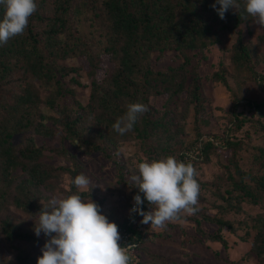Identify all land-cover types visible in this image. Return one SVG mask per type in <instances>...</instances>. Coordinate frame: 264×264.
I'll list each match as a JSON object with an SVG mask.
<instances>
[{"label":"trees","instance_id":"obj_1","mask_svg":"<svg viewBox=\"0 0 264 264\" xmlns=\"http://www.w3.org/2000/svg\"><path fill=\"white\" fill-rule=\"evenodd\" d=\"M36 2L38 8L30 18L24 34L0 46V237L9 244L15 240L34 239L30 232L13 223L6 212L9 206L12 204L33 214H40L43 207L41 194L55 189L54 180L60 175L74 173L69 166H53L48 163L45 160L46 150L67 157L72 164L73 156L66 147V141L79 147H88L92 152H105L104 142L110 137L112 125L126 113L130 103L146 104L148 96L162 93L169 94L174 100L177 93L186 89L187 72H190L191 78V100L201 104V84L197 72H191L189 54L218 42L226 32L241 25L248 15L244 0H236L239 7L229 8L224 19L212 7L216 0ZM3 14L4 8L0 6V18ZM75 21L89 22L88 33L78 27L73 29ZM95 44H102V51L111 55L118 67L107 80L109 84L96 98L93 92L95 87L92 88L91 98L96 101L98 112L94 121L87 125L82 114L71 116L62 106L55 105L56 99L45 100L42 93L43 89L53 84H56L59 94L70 92L67 87L64 88L65 84L61 83L60 78L75 70L73 67L58 65V58L86 55L92 69L89 74L93 77L95 64L92 47ZM239 47L243 52L246 51L241 41ZM170 51L182 54L185 57L184 64L166 70L147 68L146 63L152 54L157 53L159 57ZM54 106L57 114L49 111ZM251 107L258 109L259 114L264 116V99L260 103H252ZM94 109L91 106L89 113L93 114ZM148 109L137 119L144 134H152L165 123L164 115L154 117L150 115L151 108ZM236 125L239 127L240 123ZM259 130H264L262 120ZM27 133L58 139L59 143L55 147L44 148L37 146L33 138L28 137L25 146L17 148L12 142L13 137ZM213 143V140L204 142L201 153L205 160L209 159L208 149ZM231 144L237 146L234 140ZM247 152L252 158L251 169L257 166L264 170V139ZM185 162L189 163L190 160ZM250 173V170L242 171L236 167V175L230 172L222 174L224 186L231 188H226L221 195L226 201V209L229 210L228 205L232 202H241L246 195L249 197L247 199L257 203L264 197V173L254 180L253 187H249L247 185L251 182L247 184L245 177L250 176ZM235 191L238 193L233 196ZM71 192L67 191L66 194L70 195ZM260 192L262 195H258ZM140 194L143 196V193ZM82 195L87 199L85 192ZM131 199L123 219L117 225L119 232L130 233L129 241L136 242V259L137 264H140L142 233L139 225L143 217L138 213H132L131 219L127 217ZM149 206L145 199L143 209L147 211ZM213 221L220 226L228 224L220 218L214 217ZM251 227L255 229L256 237L253 250L258 258L264 260V214L256 216ZM204 235L210 240L224 242L220 229ZM159 258L162 257L159 255ZM163 260L164 264H201L191 259L179 263Z\"/></svg>","mask_w":264,"mask_h":264},{"label":"rangeland","instance_id":"obj_2","mask_svg":"<svg viewBox=\"0 0 264 264\" xmlns=\"http://www.w3.org/2000/svg\"><path fill=\"white\" fill-rule=\"evenodd\" d=\"M74 24L73 29L78 27L88 33L89 22L75 21ZM239 41L244 44L245 52L240 49ZM92 50L95 64L93 77L89 74L92 69L86 55L58 58V65L75 70L62 78L57 75L61 83L65 84L64 88L67 87L70 92L59 94L56 84H53L43 89L42 93L45 100L56 99L55 105L62 106L71 116L82 114L87 125L94 121L98 112L96 101L91 98L92 88L95 87L93 92L96 98L109 84L107 80L118 67L111 55L102 51V44H95ZM189 58L191 72L196 71L200 80L201 104L191 100V78L190 72H187L186 89L177 93L174 100L166 93L148 96L146 105L151 108L150 115L165 116L164 125L152 134H144L137 122L133 130L123 136L110 129V137L104 142L105 152H92L88 147H79L66 141V147L73 156V164L67 157L46 150L45 160L48 163L69 166L74 173H65L56 178L55 189L43 192L40 201L47 205L53 197L66 196L69 189L78 191L70 184V180L83 173L90 181L89 189L85 192L87 199L96 201L108 219L117 223L123 219L132 195L139 191L131 177L138 174L137 166L142 159H160L172 155L184 162L190 160L198 172L199 211L192 215L182 213L178 221L169 222L165 229H154L150 224H142L141 218L140 264H164L163 259L177 263L191 259L201 264H264V260L258 258L253 250L256 237L255 229L251 227L253 219L264 214V197L257 203L247 199L249 197L246 195L241 202L229 204V210L226 209V201L221 198L226 188H230L223 184L224 172L236 175V167L242 171L250 170L252 176L245 177L247 184L251 182L247 185L249 187H253L254 180L264 173L257 166L251 169L252 158L247 152L264 139V130H259L264 116L259 114L258 109L251 107L252 103H260L264 99V78H260L264 76V25L255 23L254 18L247 15L241 25L226 32L218 42L193 50ZM184 60L182 54L177 55L173 51L159 57L154 53L146 66L166 70L184 64ZM91 106L95 108L93 114L89 113ZM49 111L57 114L55 106ZM237 122L240 123L239 127ZM28 137L44 148L55 147L59 143L58 139L34 133L15 135L12 142L21 148ZM207 140H213L214 143L208 149L209 159L205 160L201 151ZM233 140L239 148L230 145ZM237 193L233 192V196ZM6 212L13 223L30 232L34 239L15 240L9 244L0 237V264H37L38 257L42 255L41 249L48 239L43 232L37 236L34 231L40 214H33L12 204ZM214 217L228 224L220 226L213 221ZM218 229L223 243L204 235L217 232Z\"/></svg>","mask_w":264,"mask_h":264},{"label":"clouds","instance_id":"obj_3","mask_svg":"<svg viewBox=\"0 0 264 264\" xmlns=\"http://www.w3.org/2000/svg\"><path fill=\"white\" fill-rule=\"evenodd\" d=\"M219 4L220 7H216ZM4 8L0 18V46L11 38L23 35L30 18L36 12V0H0ZM221 19L229 8H238L236 0H216L212 5ZM245 10L255 23L264 25V0H245ZM144 103H130L124 115L117 118L112 128L123 136L131 132L140 114L148 111ZM138 174L131 180L139 192L134 196L130 213L143 217L142 224L154 229H165L169 222L178 221L182 213L199 211L200 184L198 172L192 163L169 155L160 159H142ZM78 190L70 195L53 197L40 210L35 223L37 236L48 237L37 264H131V254L120 243L118 225L100 210V205L85 199L82 193L89 189V178L81 173L70 180ZM143 193V199L140 195ZM147 200L151 210L142 207ZM154 206V207H152Z\"/></svg>","mask_w":264,"mask_h":264},{"label":"built area","instance_id":"obj_4","mask_svg":"<svg viewBox=\"0 0 264 264\" xmlns=\"http://www.w3.org/2000/svg\"><path fill=\"white\" fill-rule=\"evenodd\" d=\"M137 194V193H136ZM134 194V196L136 195ZM141 195V194H140ZM134 196L132 197L131 199V202H130V207H129V213L127 215V217L129 219H131V216H132V213H130V209L134 206ZM142 199H143V196L141 195ZM121 234V240H120V243L122 244V246H125L128 248L130 254H131V264H137V257H136V242L134 241H129V237H130V233L129 232H126V231H121L120 232Z\"/></svg>","mask_w":264,"mask_h":264}]
</instances>
